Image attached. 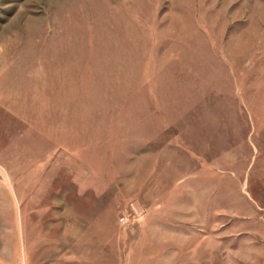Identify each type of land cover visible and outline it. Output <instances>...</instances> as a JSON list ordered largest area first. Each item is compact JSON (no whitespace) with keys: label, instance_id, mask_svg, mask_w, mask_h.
<instances>
[{"label":"rangeland","instance_id":"374dc122","mask_svg":"<svg viewBox=\"0 0 264 264\" xmlns=\"http://www.w3.org/2000/svg\"><path fill=\"white\" fill-rule=\"evenodd\" d=\"M0 264H264V0H0Z\"/></svg>","mask_w":264,"mask_h":264},{"label":"built area","instance_id":"2783aa9c","mask_svg":"<svg viewBox=\"0 0 264 264\" xmlns=\"http://www.w3.org/2000/svg\"><path fill=\"white\" fill-rule=\"evenodd\" d=\"M120 222H121V223H124V222H125V219H124V218H121V219H120Z\"/></svg>","mask_w":264,"mask_h":264}]
</instances>
